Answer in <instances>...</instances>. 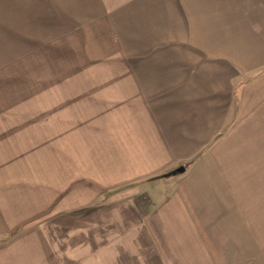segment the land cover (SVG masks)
Listing matches in <instances>:
<instances>
[{
	"label": "crops",
	"instance_id": "obj_1",
	"mask_svg": "<svg viewBox=\"0 0 264 264\" xmlns=\"http://www.w3.org/2000/svg\"><path fill=\"white\" fill-rule=\"evenodd\" d=\"M187 1L66 4L65 42L86 59L54 85L81 216L20 232L0 264H260V206L216 139L236 81L264 69V0ZM261 95L264 74L240 89L238 117Z\"/></svg>",
	"mask_w": 264,
	"mask_h": 264
},
{
	"label": "rangeland",
	"instance_id": "obj_2",
	"mask_svg": "<svg viewBox=\"0 0 264 264\" xmlns=\"http://www.w3.org/2000/svg\"><path fill=\"white\" fill-rule=\"evenodd\" d=\"M68 2L91 0H0L3 249L22 231L39 234V224L49 217L67 215L78 220L81 216L80 200L68 199L65 191L61 158L67 135L62 118L64 104L58 99L65 88L54 85L55 81L59 84L65 78L80 77L86 59L81 47L72 44L77 41L65 42V33L74 26L61 21V16L71 13ZM262 74L264 69L236 81L233 114L216 139L223 146L219 147L221 161L247 181L242 185L247 186L250 202L260 206V264H264V98L260 96V112L241 111L239 118L238 96L243 85ZM247 115L260 118H245Z\"/></svg>",
	"mask_w": 264,
	"mask_h": 264
},
{
	"label": "water",
	"instance_id": "obj_3",
	"mask_svg": "<svg viewBox=\"0 0 264 264\" xmlns=\"http://www.w3.org/2000/svg\"><path fill=\"white\" fill-rule=\"evenodd\" d=\"M181 171H183V169L181 168Z\"/></svg>",
	"mask_w": 264,
	"mask_h": 264
}]
</instances>
